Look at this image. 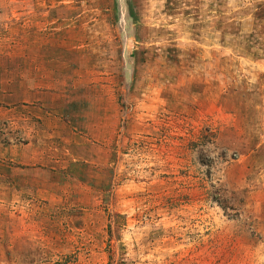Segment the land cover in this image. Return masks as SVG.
Instances as JSON below:
<instances>
[{
    "label": "rangeland",
    "instance_id": "obj_1",
    "mask_svg": "<svg viewBox=\"0 0 264 264\" xmlns=\"http://www.w3.org/2000/svg\"><path fill=\"white\" fill-rule=\"evenodd\" d=\"M0 264H264V0H0Z\"/></svg>",
    "mask_w": 264,
    "mask_h": 264
}]
</instances>
